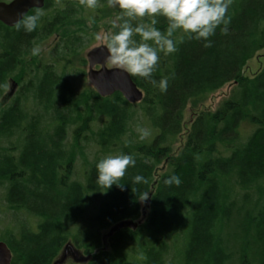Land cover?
Here are the masks:
<instances>
[{
  "label": "trees",
  "instance_id": "trees-1",
  "mask_svg": "<svg viewBox=\"0 0 264 264\" xmlns=\"http://www.w3.org/2000/svg\"><path fill=\"white\" fill-rule=\"evenodd\" d=\"M39 10L42 18L31 33L0 23V99L9 78L26 82L0 110V202L23 216L0 233L12 264H53L69 242L93 256L88 264H123L129 246L143 256L138 264H167L171 251V264H264V68L253 77L243 74L247 62L264 49V0H232L227 31L220 25L209 38L211 47L175 33L177 50L161 54L153 73L156 80L168 78L167 91L132 76L144 92L138 104L120 93L77 95L68 73L74 62L84 63L87 34L66 35L51 50L49 62L26 64L33 48L71 22L92 17L91 24H97L119 14L118 8H108L106 0H99L94 11L80 0H46ZM157 21L164 31L166 18ZM228 84L233 87L229 98L216 111L197 114L185 144L174 153L187 106L205 102ZM139 113L151 135L132 143ZM82 120L92 123L83 129L89 127L103 157L125 153L135 159L121 187L102 193L95 182V164L102 157L88 162L83 145L69 148L68 127ZM95 124H100L97 131ZM78 153L86 161L84 182L76 178ZM136 175L146 182L133 183ZM172 175L180 178L179 186L163 183ZM144 192H149L150 213L137 230L125 228L109 238V252L101 231L140 220L138 198ZM95 205L98 212L92 216ZM236 251L239 263L233 261Z\"/></svg>",
  "mask_w": 264,
  "mask_h": 264
},
{
  "label": "clouds",
  "instance_id": "clouds-1",
  "mask_svg": "<svg viewBox=\"0 0 264 264\" xmlns=\"http://www.w3.org/2000/svg\"><path fill=\"white\" fill-rule=\"evenodd\" d=\"M80 4L94 11L99 6V0H80ZM231 4L232 0H106L108 8L120 10L111 21L112 28L116 31L96 33L95 39L105 43L111 65L123 69L133 77L145 79L164 93L168 88V78L156 80L153 73L158 67L161 54L169 55L177 50L174 34L179 31L190 39H202L205 47H211L209 38L215 34L216 29L223 24L225 27L222 30L227 31V13ZM42 15L39 9L30 15L21 14L15 24L16 30L26 33L35 31ZM145 17L150 18V22H142ZM157 17H164L168 21L164 31L156 27ZM133 21L136 23L133 24ZM88 22L91 24L93 18L89 17ZM134 36H139V41ZM39 51L38 47L33 48L32 54L37 55ZM136 132L141 141L151 135V130L146 127L138 126ZM133 166L135 159L130 154L105 155L95 164V182L104 189L102 193L113 185L121 187L119 181L125 176L127 169ZM145 182L141 175L133 177V183ZM163 183L179 186L181 180L172 175ZM148 196L149 192H144L138 200L146 201ZM140 258L143 259V256Z\"/></svg>",
  "mask_w": 264,
  "mask_h": 264
},
{
  "label": "rangeland",
  "instance_id": "rangeland-1",
  "mask_svg": "<svg viewBox=\"0 0 264 264\" xmlns=\"http://www.w3.org/2000/svg\"><path fill=\"white\" fill-rule=\"evenodd\" d=\"M117 15V12H115V14L101 20L99 23L97 24H89V22H71L70 24H68L66 27H64L63 29H60L59 32L57 34H55L53 37L49 38L48 40L44 41L43 43H41L38 48L40 49L39 53L37 55H34L32 58H29L26 61V64L29 66L32 65H37L38 63H47L49 62L51 59L49 57V54L51 52V50L55 47V45L58 43L59 39H61L62 37L66 36V35H72L74 33H84L87 34L91 37V40L89 41V46L86 47L83 50V54L82 57L84 59V63H82L81 61H76L74 62V68L72 71H70L68 73V77L72 83V85L74 86V89L77 93L78 96H80L82 93H93L95 92L94 89L92 88V86L89 84L88 82V72H89V65L86 59V55L87 53L92 50L95 47L98 46H103L105 45V43L103 41H98L95 39V34L96 33H100V34H104L107 32H112L115 31V29L112 28L111 25V21L114 19V17ZM106 46V45H105ZM110 68H114L115 66L113 65H109ZM264 68V49L259 51L256 56L254 58H252L251 60H249L246 64V66L244 67L243 70V74L246 77H253L254 75H256L260 70H262ZM30 78V77H29ZM11 83L16 84V87L14 89L11 90V87H13L11 85ZM26 85V82H24L23 84L15 78H9L8 82H7V86L5 88L4 94L0 99V110L2 109V107L4 105L9 104L11 101H13V99H16L19 96L20 90L22 88V86ZM232 85L228 84L226 85L223 89L215 92L213 95H211L209 97V99H207L205 102L201 103V104H196L195 106L193 105H188L185 112H184V129L182 132V135L178 138V140L176 141L174 147H173V151L174 153H178V151L180 150V148L185 144L186 140H187V131L189 129L190 124L194 121V118L197 114L203 112V111H216L219 107V105L226 100L227 98H229V95L232 91ZM10 92H12V95L10 94ZM4 98V99H3ZM96 123V122H95ZM92 123H86L84 120L82 121H76L71 123V125H69L68 127V135H67V144L69 146V148H72L73 145H75L76 143L78 144V147H81V145H83V149H84V153L87 158H88V162H92L96 157H103L102 153H99V149L97 148L96 144L93 142V137H91V132L89 131V127H87V129H83V126H88ZM100 124H95L94 130L97 131V127H99ZM146 127L148 128L147 124L144 123V119L141 116V114L139 113L138 115H135V120L133 121L132 124V133L130 134V138L132 143L135 140H138L139 138H136V136H138V133L136 132L137 127ZM79 130H82L81 134L79 135V137L76 136V132ZM88 137V140H90L87 143H84L86 140L85 138ZM91 137V138H89ZM126 142V140H125ZM131 144V143H130ZM127 145V144H126ZM129 148H131L132 146L127 145ZM121 150V147H119L118 149H116L115 151L118 152ZM117 154V153H115ZM84 156L81 155V153L77 155V162H76V168H75V172H76V178L78 180H80V182H84V174L86 171V166H85V159ZM166 168V164L165 162L162 163V165L160 166V170H159V174L163 173L165 171ZM4 189V188H2ZM0 192H2L1 188H0ZM1 195V193H0ZM149 203V197L146 201L141 202V207L142 210L144 209L146 214L150 213V205L148 207H145L146 203ZM145 203V204H144ZM98 205V203H97ZM97 205H95L94 207L90 208V215H94L95 213L98 212V207ZM23 221V216L21 215H17L11 211L8 210L7 205L4 203L0 202V233H4L7 232V230L13 229V224L14 226L19 224L20 222ZM34 221V220H33ZM138 221V220H137ZM109 229L106 230H102L101 231V237H103L104 235H107L109 233ZM108 242V240H107ZM109 245V244H108ZM108 245L105 246L104 248L107 249ZM109 252L112 251V249L110 250V248H108ZM126 254L128 256V258L125 259V262L123 264H138L137 260L139 256H141V254L139 252H136L134 250L130 249V246L126 249ZM98 253V252H97ZM172 251L169 254V258H168V262L167 264H171V262H173V256H172ZM141 260V259H138ZM239 254L236 251V253L234 254V258L233 261L234 263L238 262L239 263ZM73 262L70 260L68 261L67 264H72ZM142 263V262H141Z\"/></svg>",
  "mask_w": 264,
  "mask_h": 264
},
{
  "label": "water",
  "instance_id": "water-1",
  "mask_svg": "<svg viewBox=\"0 0 264 264\" xmlns=\"http://www.w3.org/2000/svg\"><path fill=\"white\" fill-rule=\"evenodd\" d=\"M46 0H14L7 4L0 2V22L8 27H15L17 20L21 14H28L32 9H42L45 6ZM108 50L105 45L98 46L90 50L87 55L89 63L88 81L98 95L103 98L110 97L115 93H120L123 98L130 104H138L144 99V92L137 86L132 79V76L126 73L123 69L114 67L108 68L110 64L108 60ZM99 66L100 69L95 68ZM13 87L16 84L11 83ZM12 95V92H10ZM149 203L145 204L148 207ZM146 213L143 209L142 218L138 222L127 221L122 222L112 227L107 235H104V244L108 245L107 240L116 232L122 229L129 228L137 230L145 221ZM13 255L7 244L0 242V264H12ZM93 259V256L85 255L81 250L77 249L72 242H69L63 248L61 254L53 264H67L72 261L75 264H88Z\"/></svg>",
  "mask_w": 264,
  "mask_h": 264
},
{
  "label": "flooded vegetation",
  "instance_id": "flooded-vegetation-1",
  "mask_svg": "<svg viewBox=\"0 0 264 264\" xmlns=\"http://www.w3.org/2000/svg\"><path fill=\"white\" fill-rule=\"evenodd\" d=\"M12 1H14V0H0V2H5V3H7V4H9V3H11ZM0 23H2V22H0ZM3 24V23H2ZM4 25V24H3ZM6 26V25H5ZM6 27H8V26H6ZM99 69V68H98Z\"/></svg>",
  "mask_w": 264,
  "mask_h": 264
},
{
  "label": "bare ground",
  "instance_id": "bare-ground-1",
  "mask_svg": "<svg viewBox=\"0 0 264 264\" xmlns=\"http://www.w3.org/2000/svg\"><path fill=\"white\" fill-rule=\"evenodd\" d=\"M46 2V1H45ZM145 204V203H144ZM142 214V213H141ZM132 221V220H131ZM124 222H127V221H124ZM122 223V222H121ZM119 224V223H118ZM117 225V224H116ZM132 231V230H131ZM84 252V251H83Z\"/></svg>",
  "mask_w": 264,
  "mask_h": 264
}]
</instances>
